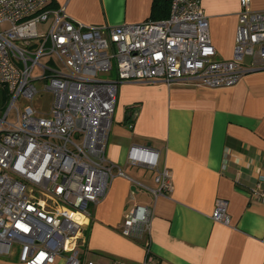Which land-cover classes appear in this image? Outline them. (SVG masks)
<instances>
[{
  "label": "built area",
  "instance_id": "2783aa9c",
  "mask_svg": "<svg viewBox=\"0 0 264 264\" xmlns=\"http://www.w3.org/2000/svg\"><path fill=\"white\" fill-rule=\"evenodd\" d=\"M51 1L0 0V256L14 252L22 264H52L57 258L94 264L80 253L90 208L115 176H124L105 156L117 84L234 85L264 68V11L240 0L232 57L215 60L200 0H168L165 18L107 27L74 23ZM40 23L47 24L44 32L37 29ZM113 69L114 77H98ZM38 80L52 95L48 110L20 111L17 100L32 99ZM127 157L133 165L157 167V153L149 148L132 146ZM155 179V194L171 189L169 170H157ZM261 181L259 176L249 196L264 203ZM227 206V199H216L211 218L228 225ZM150 217L149 207L136 205L119 231L143 238L141 264H153Z\"/></svg>",
  "mask_w": 264,
  "mask_h": 264
},
{
  "label": "crops",
  "instance_id": "0c3cea01",
  "mask_svg": "<svg viewBox=\"0 0 264 264\" xmlns=\"http://www.w3.org/2000/svg\"><path fill=\"white\" fill-rule=\"evenodd\" d=\"M152 4L52 0L50 7H62L74 23L107 27L151 18ZM200 5L214 59H231L240 0H200ZM249 9L264 11V0H250ZM132 146L156 152L157 167L131 164L127 155ZM105 156L124 176H115L90 208L80 245L83 261L141 264L143 238L119 231L125 215L143 205L151 210L147 236L153 264H263L264 203L251 198L249 190L259 176L264 187V68L221 87L119 82ZM164 168L170 171L171 189L155 194L157 170ZM218 198L228 201V225L211 218ZM0 264L22 263L12 252L0 256Z\"/></svg>",
  "mask_w": 264,
  "mask_h": 264
},
{
  "label": "rangeland",
  "instance_id": "374dc122",
  "mask_svg": "<svg viewBox=\"0 0 264 264\" xmlns=\"http://www.w3.org/2000/svg\"><path fill=\"white\" fill-rule=\"evenodd\" d=\"M47 24L40 23L37 26V29L39 32H44L46 29ZM42 62L44 59L41 60ZM114 64V61H113ZM114 69L111 71L110 74H106L104 72H98V77L107 79L109 77H112L114 74ZM40 71H34L33 75H38ZM44 81L43 80H38L34 81V85L36 89L38 90V93L32 98H19L16 102V106L20 111H26L28 113H31L33 111L36 112L37 115H43L45 113L51 103L52 100V95L50 92L43 90L44 89ZM13 116V113L10 114L9 118Z\"/></svg>",
  "mask_w": 264,
  "mask_h": 264
},
{
  "label": "trees",
  "instance_id": "16d2710c",
  "mask_svg": "<svg viewBox=\"0 0 264 264\" xmlns=\"http://www.w3.org/2000/svg\"><path fill=\"white\" fill-rule=\"evenodd\" d=\"M168 0H153L151 19H162L168 15Z\"/></svg>",
  "mask_w": 264,
  "mask_h": 264
}]
</instances>
